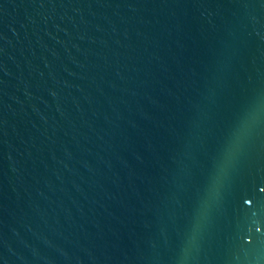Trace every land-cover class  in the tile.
<instances>
[{"label":"water","instance_id":"obj_1","mask_svg":"<svg viewBox=\"0 0 264 264\" xmlns=\"http://www.w3.org/2000/svg\"><path fill=\"white\" fill-rule=\"evenodd\" d=\"M0 264H264V0H0Z\"/></svg>","mask_w":264,"mask_h":264}]
</instances>
